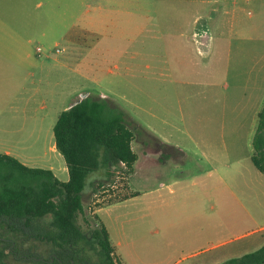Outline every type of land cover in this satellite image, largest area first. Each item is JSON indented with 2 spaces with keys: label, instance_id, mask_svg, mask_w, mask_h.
I'll return each mask as SVG.
<instances>
[{
  "label": "rangeland",
  "instance_id": "374dc122",
  "mask_svg": "<svg viewBox=\"0 0 264 264\" xmlns=\"http://www.w3.org/2000/svg\"><path fill=\"white\" fill-rule=\"evenodd\" d=\"M85 2L102 20L95 25L104 37L75 48L43 47L41 58L47 54L53 70L38 74L33 85L29 79L27 94L12 95V110L0 120V153L11 149L31 168L64 166L50 151L59 115L85 95L109 100L138 125L132 147L139 159L127 179L120 169L112 184L103 172L89 176L78 219L84 231L86 218L106 220L125 264H224L262 248L264 174L250 155L264 108V0ZM82 5L74 0L77 11ZM104 13L106 22L99 17ZM200 19L212 37L207 55L194 39ZM200 138L223 161L221 175L208 163L197 171ZM232 138L240 140L239 154L227 157ZM180 148L191 157L186 167L163 170L164 185L149 182V170L169 156L181 161ZM184 171L183 183H175ZM99 182L105 187L94 193ZM135 193L127 202H109Z\"/></svg>",
  "mask_w": 264,
  "mask_h": 264
},
{
  "label": "trees",
  "instance_id": "16d2710c",
  "mask_svg": "<svg viewBox=\"0 0 264 264\" xmlns=\"http://www.w3.org/2000/svg\"><path fill=\"white\" fill-rule=\"evenodd\" d=\"M259 118L252 162L264 174V108ZM139 131L124 110L88 96L63 111L53 128L67 182L50 169L31 168L0 153V264H13L10 257L25 264H125L98 214L86 218V231L78 219L89 176L103 172L112 184L117 169L125 179L134 172L138 155L132 144ZM103 187L99 182L94 193ZM138 195L120 194L109 202ZM224 264H264V246Z\"/></svg>",
  "mask_w": 264,
  "mask_h": 264
},
{
  "label": "crops",
  "instance_id": "0c3cea01",
  "mask_svg": "<svg viewBox=\"0 0 264 264\" xmlns=\"http://www.w3.org/2000/svg\"><path fill=\"white\" fill-rule=\"evenodd\" d=\"M69 1L73 4L72 9L64 7ZM80 1L81 4L83 3L82 6L84 8L82 7L83 9L77 11L76 8L74 9V0H0V120L4 118L5 112L12 110L11 97L13 94H27L29 79H31V85H33V80L38 74L42 75L45 69L53 70L52 63L51 68L47 67L50 64V57L46 54L45 60L41 58L44 52L43 47L51 46L52 44L58 45L61 42L67 47L75 48L81 46L82 41L92 42L93 40H101L104 37L95 25L102 21L98 22V18H96L97 11L93 13L90 9L91 4L86 3L85 0ZM60 6L63 8L61 9ZM105 15L104 13L99 16L104 19V22L107 21ZM80 22H82L81 25H79ZM212 47L213 45H211V49ZM246 55L241 56L240 54L239 56L244 57ZM3 133L4 130H0V134ZM0 137H3V135H0ZM231 142L232 146L226 144L224 148L227 157L230 153L239 154L237 147L240 142L239 138H232ZM208 143L209 140L200 138L199 150L201 153L197 151L200 157L193 159L196 161L195 165L198 166L197 171L201 172L204 169V163H208L215 166V171L221 175L219 167L223 161L220 160L217 151H213L214 147ZM50 151L63 158L54 143L50 146ZM15 152L22 158V154L19 151ZM180 152L183 156L180 157L181 161H174V158L169 156L171 157L170 160L164 161L162 166L156 165L154 169H150L148 172L149 182L157 179L160 181V185H164V179L161 178L163 170L167 172L169 169L175 170L186 167V164L191 161H188V158H191L189 151L180 148ZM4 154L12 156L13 151L9 149L4 151ZM164 156L168 158V154H164ZM237 158H240V155ZM250 158H252V155H250ZM242 162L243 159H238L237 161L239 165H242ZM136 164L134 170L136 169ZM49 169L54 172L56 177L58 174L65 176V179L61 181L67 182L69 180L67 165L63 166L60 164L56 166V164H51ZM185 176H187V171L182 172L175 183H183ZM171 191L174 190L171 189ZM102 221L105 223L111 240L115 245V241H118L119 238H115L108 225L109 223H106L107 221H104V219ZM118 245H115V247L119 255Z\"/></svg>",
  "mask_w": 264,
  "mask_h": 264
},
{
  "label": "water",
  "instance_id": "95a60500",
  "mask_svg": "<svg viewBox=\"0 0 264 264\" xmlns=\"http://www.w3.org/2000/svg\"><path fill=\"white\" fill-rule=\"evenodd\" d=\"M198 29V31H197ZM200 29V30H199ZM194 39L198 45V50L202 54H209L211 50L212 37L210 35L208 22L205 19H200L197 21L195 25V36ZM88 96H82V98L73 104L70 108L74 107L78 103H80L83 99Z\"/></svg>",
  "mask_w": 264,
  "mask_h": 264
},
{
  "label": "built area",
  "instance_id": "2783aa9c",
  "mask_svg": "<svg viewBox=\"0 0 264 264\" xmlns=\"http://www.w3.org/2000/svg\"><path fill=\"white\" fill-rule=\"evenodd\" d=\"M115 187H117V186H115Z\"/></svg>",
  "mask_w": 264,
  "mask_h": 264
}]
</instances>
